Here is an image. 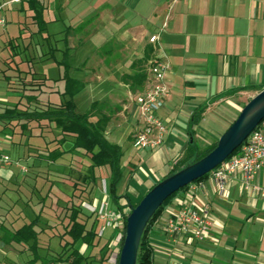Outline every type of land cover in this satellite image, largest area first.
Instances as JSON below:
<instances>
[{
    "label": "crops",
    "instance_id": "1",
    "mask_svg": "<svg viewBox=\"0 0 264 264\" xmlns=\"http://www.w3.org/2000/svg\"><path fill=\"white\" fill-rule=\"evenodd\" d=\"M52 1L49 3L53 8ZM67 2L64 0L51 12V17L44 19L48 29H59L60 36L64 37L67 28L71 32L88 28L92 31L90 38L97 37L100 43L92 44L89 55L102 50L106 58L98 63L111 62L109 76L95 84L93 70L77 69L78 60L88 55L75 58L71 66L82 78L80 81L89 87L91 96L97 97L95 100L115 99L116 85L127 87L121 78L130 73V66L137 60L148 61L155 56L169 64L166 76L169 94L159 112L166 130L163 145L152 151L132 147L136 127L132 103L123 106L132 120L129 138L123 139L118 133L122 128L113 121L106 130L109 141L123 151L122 169L126 174L124 177L121 174L124 186L118 194L126 195L133 203L167 175L186 153L191 133L199 150L205 136L215 142L221 133L216 137L211 133L216 129L202 126L208 114L215 113L229 126L234 120L232 116L236 117L244 104L264 88V0H101L100 6L103 3L106 9L98 14L94 9L84 13L72 9L67 13L64 11ZM68 17L73 20L72 25L64 29L60 19ZM160 31L163 35L157 43L150 44L149 38ZM107 49L109 53L105 52ZM148 49L152 50L150 54L146 53ZM129 95L128 90V99ZM140 153L151 154L158 164L144 172L141 179L137 178L140 165L135 163V159L142 160ZM200 182L204 188L191 201L196 206L208 203L211 226L205 241L198 242L190 235L168 237L160 230L180 207L181 192L153 222L148 233L152 264H264V197L244 192L239 176L229 182L223 195L216 193L208 178ZM254 183L264 188V171L258 173ZM107 187L108 183L105 187L96 178L93 188L102 194L103 200L108 199ZM124 200L125 197L121 198L120 206ZM101 204L93 201L87 206L91 222ZM108 239L111 242L107 248L113 251L111 257L101 261L104 254L100 253L92 259L94 264L114 263L118 244L113 241L112 230Z\"/></svg>",
    "mask_w": 264,
    "mask_h": 264
},
{
    "label": "rangeland",
    "instance_id": "2",
    "mask_svg": "<svg viewBox=\"0 0 264 264\" xmlns=\"http://www.w3.org/2000/svg\"><path fill=\"white\" fill-rule=\"evenodd\" d=\"M9 1L0 0V4ZM100 1L68 0L67 6H64V11L70 13L74 9V11L84 13L89 9H94V12L98 14L106 9L103 3L100 6ZM49 2L50 0L42 1L46 10L45 19L48 18L47 16L51 17V12L58 5H62L64 0L52 1V3H55L53 8ZM3 15L6 24L4 27H0V104L3 105L0 106V110L2 111L7 105L17 101V93L14 90L20 91V78L24 76V73L45 79L38 102L33 107L59 106L63 99H66L61 95L64 90V83L61 80L63 69L57 64L62 58L60 51L63 50L61 39L63 35L60 36L59 31H57L59 29L51 27L47 30V33L37 35V28L32 19L33 14L27 9V4L24 1L9 3L3 8ZM54 17L57 18V14ZM68 19H60V23L63 22L62 27L64 26V29L72 25L71 21L73 20ZM91 33L92 31L88 28H83L69 34V45L72 47L71 51H73L70 64L74 65L75 58L78 59L83 55H88L85 59L81 57L76 67L83 71H87L88 67L93 70L94 79H92V83L96 84L109 76L111 72L109 63L111 62L98 63L99 60L106 58L102 50H98L96 53L92 52L89 55L92 44L100 43L97 37L90 38ZM162 35L159 33V38ZM46 37L48 38L45 39ZM89 38L90 40H88ZM47 47L57 48V51H53V58L45 54ZM74 51H76L75 54ZM69 75L74 79L81 78L74 68H70ZM88 75V73H85L84 76L88 77ZM4 76L8 77L7 82ZM21 86L23 87V84ZM115 90L117 91V97L111 99L110 102L121 106V110L113 117L112 121L122 128L118 133L121 136L123 135V139L129 138L127 134L132 128V120L128 111H123V106H128L131 103L126 96L128 88L123 85H116ZM96 98V96H91L89 87L85 85L83 90L75 95L73 99L76 111L78 113L85 112L91 101ZM100 100H103V98ZM234 118L236 117L232 116V119ZM48 124V121L30 122L27 129L22 130L15 123L0 122V225L13 232L30 223L37 216L39 222L34 230L38 234L39 256L43 261L60 256L62 244L70 242L68 236H62L67 225L68 210L66 208L69 209L73 205H79L82 214L79 216L78 221L86 223L89 227L91 220L86 218L90 215L87 206L91 205L93 201H97L99 205L103 201L102 194H98L97 190L90 184L85 187L81 186L80 177L86 173L87 168L84 157L72 154L70 157L64 155L54 163L46 161L45 154L54 149V145L51 143L52 140L59 136L58 130L46 127ZM202 126L208 130L216 129V131L211 132L216 137L219 132L222 133L228 127L215 113L208 114L202 122ZM219 128H222L223 131ZM204 139L205 141L200 143L201 149L214 143L213 139L208 136H205ZM67 144L66 142L63 149ZM38 146L41 148L39 149ZM139 155L142 160L135 159V163L138 166L140 165L137 178L141 179L144 172L148 173L151 168L158 167V164H155L151 154L140 153ZM185 155L186 153L179 160H182ZM4 156L8 158L7 163L1 162ZM121 159L123 161L124 157L122 156ZM122 161L120 173L124 177L126 171L122 169ZM15 162L18 166L14 165ZM21 168L26 171L22 172ZM62 168H65L68 175ZM109 173L110 169L107 166L94 169V176L99 182H104L105 187L108 183ZM72 177L76 180H72ZM132 185L134 186L136 183L133 182ZM123 186L124 182L120 181L117 191L120 192ZM129 196L132 197L130 193ZM99 228L100 223L95 225V230L99 236L98 244L91 246L77 243L75 246L80 253L90 257L89 260L100 253H104L108 243L111 242L108 241L111 229L107 228L104 233H100ZM121 239L122 236L119 241ZM118 245L115 247L116 255H114L113 264L116 261ZM112 252H110V255ZM104 257H107V255L104 254ZM30 259L31 253L27 251L25 246L14 242L2 245L0 240V264H30ZM36 264H41V261Z\"/></svg>",
    "mask_w": 264,
    "mask_h": 264
},
{
    "label": "trees",
    "instance_id": "3",
    "mask_svg": "<svg viewBox=\"0 0 264 264\" xmlns=\"http://www.w3.org/2000/svg\"><path fill=\"white\" fill-rule=\"evenodd\" d=\"M23 1L27 4V9L33 14V23L37 28L36 34L41 35L43 33H47V22L44 19L45 7L43 6L42 1L21 0L19 3ZM70 33V29L67 28L62 40L64 48L60 51L62 58L57 63L63 69L61 80L64 83V90L61 95L66 99H63L59 106L46 105L43 106V108L33 107L38 102V97L41 94V87L44 85L45 79L36 75L30 76L29 74L26 75L24 73V76L20 78V91L14 90L17 93V101L7 105V107L2 111L0 110V122H5L6 124L15 123V125L20 127L22 130H26L30 122L39 123L41 121H48L49 124L46 125V127L52 130H58L59 136H56L55 139L52 140L51 143L54 145V149L52 151H48L45 154L46 161L48 163H54L64 155L66 157H70L72 154L84 157L86 159L85 163L87 168L86 173L80 177L81 186L83 187L88 184L93 187L96 180L94 176L95 168L104 166L109 167L110 173L108 177L107 190L108 200L111 207L114 210L121 211L122 206L119 205V201L121 198L125 197L126 203L131 208H134L141 198L154 185L134 203L131 202L126 195L120 196L118 194L117 186L121 178L120 164L123 151L119 145L109 141L106 135V130L113 117L121 110V106L112 104L109 99L104 98L103 100H95L91 102L88 109L83 113H78L76 111V106L73 99L75 95L83 90L85 83L83 81L76 80L69 75V70L72 66V64H70V58L73 52L69 47ZM47 38L48 37L45 39ZM53 51H57V49H54L53 47H47L45 54L53 58ZM105 52L109 53L110 50L107 49ZM151 52L152 50L150 49L146 50V53L148 54ZM4 78L7 82L8 77L4 76ZM121 82L127 86L131 95L134 96L141 93L147 86L148 82L147 58L133 62L130 66V73L123 75ZM22 84L23 87L21 86ZM13 85L15 86V84ZM21 89L25 90L22 91ZM193 123H196L195 119ZM190 136L193 138L192 133ZM66 142L68 144L64 147L65 149H63V146ZM215 145L216 141L206 148L199 150L195 146L194 141L191 144L189 141L185 157L182 160L177 161L170 172L162 179L177 172L186 164L198 161L211 150H213ZM38 147L39 149L41 148L40 146ZM237 151L238 150H236L232 155L236 154ZM62 169H64L63 171L65 172V168ZM208 175L209 174L204 175L196 182L206 179ZM71 179L74 181L76 180L73 179V177ZM185 190L186 187L169 197L156 211L154 217L149 221L141 238L136 264H152V250L148 242V233L151 230L152 224L162 214L166 206L172 202L173 198ZM66 210H68V215L66 216L67 225L65 226V231L62 236H68L70 242H64L62 244L60 256L44 261L41 260L39 256L40 246L38 243V234L34 230L35 226L39 222V218L37 216L31 220L30 223L21 226L13 232L9 231L5 226L0 225L1 244L5 245L14 242L25 246L27 251H30L31 253L30 264H36L39 261H41V264L93 263L94 261L92 259L89 260L90 257L80 253L75 246L77 243L91 246L98 244L99 236L95 230V225L100 222L98 221L97 217L92 220L89 227L86 223L79 222L78 218L82 214L81 207L79 205H73L69 209L66 208ZM86 218L87 220H91L92 215L90 214L86 216ZM124 232L125 220L123 221L122 239L118 245L115 264L118 262L119 252L124 239ZM110 252L112 251L106 248L103 254H106L107 257H104L103 255L101 261L107 260Z\"/></svg>",
    "mask_w": 264,
    "mask_h": 264
},
{
    "label": "built area",
    "instance_id": "4",
    "mask_svg": "<svg viewBox=\"0 0 264 264\" xmlns=\"http://www.w3.org/2000/svg\"><path fill=\"white\" fill-rule=\"evenodd\" d=\"M21 0H11L8 3H19ZM0 4V27H4L6 19L3 8L8 4ZM161 33V31L159 32ZM159 33L149 38L154 45L159 40ZM169 71L168 62L161 57H152L147 61L148 82L143 91L137 95H129L134 105V118L136 127L132 135V147L135 150L152 151L159 149L164 143L165 127L159 112L165 106L169 88L166 76ZM221 165L212 170L208 180L215 188L216 193L223 195L229 182L239 176L241 188L244 192H252L264 197V188L254 183L258 173L264 171V120L250 133L246 140ZM1 162L7 163L8 158L2 157ZM15 166L18 164L15 162ZM22 172L26 170L21 168ZM203 184L194 182L183 191V198L178 210L165 221L160 230L168 237L190 235L194 240L203 242L209 232L211 219L208 203L196 206L191 199L196 192L203 189ZM131 207L124 200L121 211L114 210L108 199L103 200L101 209L97 214L100 222L99 232L104 233L107 228L112 230L117 244L120 242L123 221L129 215Z\"/></svg>",
    "mask_w": 264,
    "mask_h": 264
},
{
    "label": "water",
    "instance_id": "5",
    "mask_svg": "<svg viewBox=\"0 0 264 264\" xmlns=\"http://www.w3.org/2000/svg\"><path fill=\"white\" fill-rule=\"evenodd\" d=\"M264 120V88L253 95L239 110L236 118L217 138L216 145L196 162L181 167L165 177L131 208L125 220V232L117 264H136L142 235L149 221L163 203L179 190L209 174L230 157L250 133ZM193 138H190V144Z\"/></svg>",
    "mask_w": 264,
    "mask_h": 264
}]
</instances>
